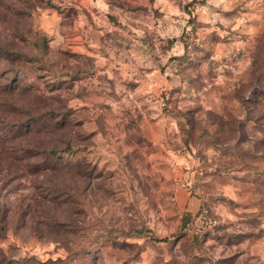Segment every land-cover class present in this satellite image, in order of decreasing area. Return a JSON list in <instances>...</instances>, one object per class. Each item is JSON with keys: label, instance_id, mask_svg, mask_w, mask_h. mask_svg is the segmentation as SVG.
Segmentation results:
<instances>
[{"label": "rangeland", "instance_id": "1", "mask_svg": "<svg viewBox=\"0 0 264 264\" xmlns=\"http://www.w3.org/2000/svg\"><path fill=\"white\" fill-rule=\"evenodd\" d=\"M0 46V136L59 165H0L8 256L264 264V0H0Z\"/></svg>", "mask_w": 264, "mask_h": 264}, {"label": "trees", "instance_id": "2", "mask_svg": "<svg viewBox=\"0 0 264 264\" xmlns=\"http://www.w3.org/2000/svg\"><path fill=\"white\" fill-rule=\"evenodd\" d=\"M7 48H4L0 46V53L7 52ZM12 136L8 134V132L4 129V134H2V137L0 136V144L2 147V153L5 154L4 157L6 159H1L0 165L3 163H6L7 165L14 166V164L17 162L19 165L23 163V160L25 157L21 156L22 154L26 153L27 155L30 154V158L34 159L40 158L41 162H37V164H34L35 170L33 173H39V172H46L48 170L56 171L59 165L56 163V157H57V151L50 146H15L14 144L10 145V141H12ZM19 155V156H18ZM10 160L9 164L8 161ZM26 160V159H25ZM83 165L86 164L83 162ZM53 186L49 188V192L47 196H45L47 199H44L43 202H40L38 204H50L53 206H56L58 204V198L60 197L59 191H64V189H60L59 186L56 185V183H52ZM58 193V194H57ZM69 195V194H67ZM67 197V196H66ZM69 201L67 198H65V202ZM60 203V202H59ZM49 221L51 222L52 226H56L57 220L53 216H49ZM58 260H48L46 262H42L38 260L35 257H14V256H8L1 248H0V264H57Z\"/></svg>", "mask_w": 264, "mask_h": 264}]
</instances>
